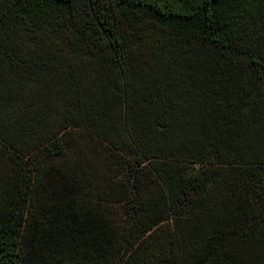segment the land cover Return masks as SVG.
<instances>
[{
	"label": "trees",
	"instance_id": "1",
	"mask_svg": "<svg viewBox=\"0 0 264 264\" xmlns=\"http://www.w3.org/2000/svg\"><path fill=\"white\" fill-rule=\"evenodd\" d=\"M0 264H264V0H0Z\"/></svg>",
	"mask_w": 264,
	"mask_h": 264
}]
</instances>
